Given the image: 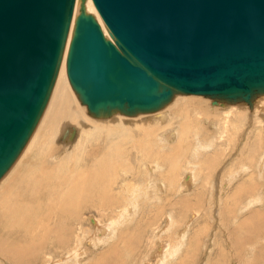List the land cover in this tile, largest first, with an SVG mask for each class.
<instances>
[{
    "label": "water",
    "instance_id": "1",
    "mask_svg": "<svg viewBox=\"0 0 264 264\" xmlns=\"http://www.w3.org/2000/svg\"><path fill=\"white\" fill-rule=\"evenodd\" d=\"M75 0H0V176L52 84ZM67 79L90 112L151 111L173 92L248 100L264 91V0H91Z\"/></svg>",
    "mask_w": 264,
    "mask_h": 264
},
{
    "label": "rangeland",
    "instance_id": "2",
    "mask_svg": "<svg viewBox=\"0 0 264 264\" xmlns=\"http://www.w3.org/2000/svg\"><path fill=\"white\" fill-rule=\"evenodd\" d=\"M258 92L245 101L205 97L194 105L177 101L168 112L159 111L162 104L151 110L172 118L159 124L152 161L128 153L142 173L130 182L138 192L114 197L108 222L93 210L84 213L82 229H91L90 217L98 223L74 264H155L159 257L156 264H264V99ZM123 210L130 214L120 222Z\"/></svg>",
    "mask_w": 264,
    "mask_h": 264
},
{
    "label": "bare ground",
    "instance_id": "3",
    "mask_svg": "<svg viewBox=\"0 0 264 264\" xmlns=\"http://www.w3.org/2000/svg\"><path fill=\"white\" fill-rule=\"evenodd\" d=\"M80 14L92 16L104 38L113 42L91 0H75L46 99L29 134L6 168L9 169L0 176V264H74L81 255V243L91 245V229L98 223L90 217L91 229H82L84 213L93 210L101 223L108 222L113 204L118 202L114 197L130 190L137 194V186L130 182L140 181L139 174L142 173L129 162L128 153L134 150L140 159L152 161L151 149L159 148V124L168 119L163 125L166 127L172 118L159 111L168 112L177 101L192 102V105L205 101L206 96L173 92L169 100L161 103L159 111H133L130 114L124 109L88 111L70 85L65 71L75 19ZM258 93L260 99L254 98L263 101L264 91ZM239 118L236 114L235 122ZM153 176L147 177L153 180ZM126 211H120V215ZM126 216L124 214L120 222L127 221ZM159 259L156 262H160Z\"/></svg>",
    "mask_w": 264,
    "mask_h": 264
}]
</instances>
